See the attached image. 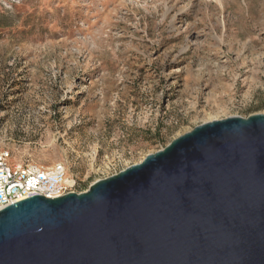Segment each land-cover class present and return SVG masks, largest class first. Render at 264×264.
<instances>
[{
	"label": "rangeland",
	"instance_id": "obj_1",
	"mask_svg": "<svg viewBox=\"0 0 264 264\" xmlns=\"http://www.w3.org/2000/svg\"><path fill=\"white\" fill-rule=\"evenodd\" d=\"M256 113L264 0H0V152L64 164L78 193Z\"/></svg>",
	"mask_w": 264,
	"mask_h": 264
},
{
	"label": "water",
	"instance_id": "obj_2",
	"mask_svg": "<svg viewBox=\"0 0 264 264\" xmlns=\"http://www.w3.org/2000/svg\"><path fill=\"white\" fill-rule=\"evenodd\" d=\"M0 264H264V114L204 122L84 192L0 210Z\"/></svg>",
	"mask_w": 264,
	"mask_h": 264
},
{
	"label": "built area",
	"instance_id": "obj_3",
	"mask_svg": "<svg viewBox=\"0 0 264 264\" xmlns=\"http://www.w3.org/2000/svg\"><path fill=\"white\" fill-rule=\"evenodd\" d=\"M71 192L78 193L76 180L64 164L20 163L9 149L0 152V210L35 195L54 199Z\"/></svg>",
	"mask_w": 264,
	"mask_h": 264
},
{
	"label": "trees",
	"instance_id": "obj_4",
	"mask_svg": "<svg viewBox=\"0 0 264 264\" xmlns=\"http://www.w3.org/2000/svg\"><path fill=\"white\" fill-rule=\"evenodd\" d=\"M10 24H6L5 26L7 27V26H9ZM159 137H160V135H159ZM161 138V137H160Z\"/></svg>",
	"mask_w": 264,
	"mask_h": 264
}]
</instances>
